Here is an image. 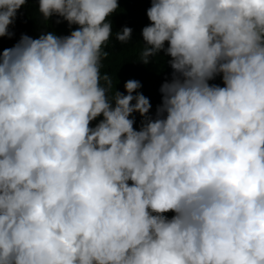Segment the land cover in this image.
<instances>
[{"label":"clouds","instance_id":"clouds-1","mask_svg":"<svg viewBox=\"0 0 264 264\" xmlns=\"http://www.w3.org/2000/svg\"><path fill=\"white\" fill-rule=\"evenodd\" d=\"M26 3L0 0V37ZM118 8L39 0L79 27L0 55V264H264V0H152L140 60L171 57L163 100L109 95Z\"/></svg>","mask_w":264,"mask_h":264},{"label":"trees","instance_id":"trees-1","mask_svg":"<svg viewBox=\"0 0 264 264\" xmlns=\"http://www.w3.org/2000/svg\"><path fill=\"white\" fill-rule=\"evenodd\" d=\"M118 4L119 8L107 18L112 24V35L104 49L109 55L103 60L104 67L101 70L102 74L106 72L112 77L113 86L109 95L114 96L116 91L127 95L125 83L128 80H137L142 85L137 90L138 93H142L149 99L156 95L163 100L161 87L165 82H171L174 72L169 64L171 57L161 51L157 56L150 57L147 64L140 60V53L145 46L142 30L152 23L147 16V9L152 6V0H118ZM58 20L59 23H57ZM78 27L79 25H69L66 20L56 14L45 21L39 12V0H27V3L17 10L14 22L9 26V32L13 35L0 37V55L4 49L15 46L22 35H28L34 39L49 32L66 36ZM124 27L132 29L131 39L127 43L116 39V33L121 32ZM167 47L168 42H165V48ZM216 77L221 79L222 74ZM136 94L133 93V95ZM132 103L134 104L135 100ZM158 106L156 109L151 107L147 114L152 119L157 117ZM130 118L135 119L134 129L140 130L145 117L135 112ZM102 119L103 116L98 117L91 122L90 126L95 127ZM164 215L171 219L175 213L170 211Z\"/></svg>","mask_w":264,"mask_h":264},{"label":"bare ground","instance_id":"bare-ground-1","mask_svg":"<svg viewBox=\"0 0 264 264\" xmlns=\"http://www.w3.org/2000/svg\"><path fill=\"white\" fill-rule=\"evenodd\" d=\"M220 80H223L222 78ZM156 104L160 106V103L158 101H156ZM95 121V120H94ZM98 121V120H97ZM100 121V120H99ZM96 123V122H95ZM98 123V122H97ZM96 123V124H97Z\"/></svg>","mask_w":264,"mask_h":264}]
</instances>
